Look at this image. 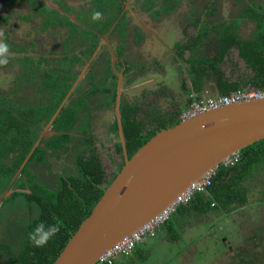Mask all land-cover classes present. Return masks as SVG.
<instances>
[{
	"label": "flooded vegetation",
	"instance_id": "af4514ba",
	"mask_svg": "<svg viewBox=\"0 0 264 264\" xmlns=\"http://www.w3.org/2000/svg\"><path fill=\"white\" fill-rule=\"evenodd\" d=\"M249 9L253 18L244 15ZM95 12L102 17L93 19ZM260 18L264 0H0V40L9 45L8 63L0 64V197L9 194L0 202V264H17L25 240L46 219L42 212L49 221H65L62 209L81 185L71 179L81 176L78 153L88 157L94 150L101 160L102 181L95 172L86 180L95 189L106 188L125 164L124 147L118 150L120 75L121 114L123 104H139L138 118L153 129L156 113L188 103L192 67L217 54L224 30L235 24L240 37H254ZM38 140L43 151L34 158ZM253 223L252 249L238 239L241 231L234 242L225 237L233 243L227 251L238 253L233 264H264Z\"/></svg>",
	"mask_w": 264,
	"mask_h": 264
},
{
	"label": "water",
	"instance_id": "95a60500",
	"mask_svg": "<svg viewBox=\"0 0 264 264\" xmlns=\"http://www.w3.org/2000/svg\"><path fill=\"white\" fill-rule=\"evenodd\" d=\"M120 78L117 111L125 164L53 264H99L107 249L148 222L208 170L264 138V98L251 99L162 128L129 156L120 111ZM8 195L3 194L0 202Z\"/></svg>",
	"mask_w": 264,
	"mask_h": 264
},
{
	"label": "trees",
	"instance_id": "16d2710c",
	"mask_svg": "<svg viewBox=\"0 0 264 264\" xmlns=\"http://www.w3.org/2000/svg\"><path fill=\"white\" fill-rule=\"evenodd\" d=\"M251 13L252 9H249L244 15L247 18H253L254 15ZM260 21L259 32L250 39L239 36L237 25L229 26L224 30L225 36L223 41L219 43L217 54L204 56L203 59L198 61L197 65H193L191 88L192 91L197 92L198 97L206 90L207 78L214 80L216 94L230 93L235 89L245 88L249 83L257 88H264V22L262 18H260ZM84 30L87 33H92L88 29ZM233 46L239 49L240 56L247 63V69L238 76L237 80H232L222 67V64L226 62L225 55L227 52L229 53ZM183 86H185V83H183ZM189 102L190 98L182 109L172 114L156 113L153 116V121L156 123L153 129H147L145 121L138 118V112L141 110L139 104L136 106L128 103L123 104L122 122L129 156H132L158 130L180 122V113L189 105ZM51 115L52 112L49 117ZM68 116H71V113ZM65 137L61 134L58 138L65 139ZM49 141L50 139L46 143ZM30 148H27L26 153L29 152ZM118 150L123 151V145L120 143L118 144ZM42 151V146L36 148L33 154L34 158L42 154ZM76 160L79 167L78 172L81 176L72 175L71 179L80 180L81 185L77 187V192L72 190L71 202H67L62 209L63 214L66 215L64 217L65 221H49L48 211L42 212L41 219H46L38 222H44L46 225H57L59 231L42 247L34 246L31 238L26 239L25 242L27 243L17 260V264H53L81 222L90 214L104 193L105 188H101L100 185L95 189L86 184V180L90 179V173H96L95 177L98 183L102 181L104 175L103 165L94 150L88 154V157L82 155L81 152L78 153ZM78 192L81 195L79 198L75 196ZM78 200L79 207L76 209L75 205ZM250 203H264V138L241 150V158L236 164L229 167L221 166L208 190L197 194L190 202L180 206L161 228L166 230L172 239L177 240L180 238V230L187 227L189 221L216 215L227 216L233 210ZM176 223L180 224V230L177 229ZM31 226L33 228L34 224ZM137 251H141L139 246L136 247L134 253H137ZM116 260L113 264H119Z\"/></svg>",
	"mask_w": 264,
	"mask_h": 264
},
{
	"label": "rangeland",
	"instance_id": "374dc122",
	"mask_svg": "<svg viewBox=\"0 0 264 264\" xmlns=\"http://www.w3.org/2000/svg\"><path fill=\"white\" fill-rule=\"evenodd\" d=\"M223 15L229 17L226 11H224ZM170 36L171 35H167V41L170 40ZM235 51L236 50H234V57H236ZM147 73H149L148 64H145V71L143 75H146ZM175 87L176 90H178L177 83L175 84ZM137 91H139V89H137ZM143 95L148 96L150 95V92H147ZM160 101L163 104L167 103L166 99H161ZM254 204L255 205H252L251 207L249 206V208L247 207L244 210H240L241 215L237 216L236 220L232 218L227 220L226 215H220L221 217L214 216L211 221H215L216 223L212 228H210L211 223L208 221V217L196 219L195 221L205 222H202L203 225L198 224L196 227L188 228L186 230L187 235L188 233H192L194 235V237L190 238L187 242H185V237L187 236L185 232H181L180 238H178L175 242L170 239L163 241H156L153 238L147 239L146 241L138 244L141 251L140 254H136L134 256L133 263L215 264V258H213V255H215L216 253L215 250L227 249L226 246H228V243L225 242V237L228 236L234 242V238L236 237L234 236V233L238 234L241 231V234L250 235L246 227V231L242 228L245 221L248 224L254 221L253 228L256 224L255 228L257 229V234L259 235V246H261L264 250V206H257L256 203ZM219 223H222V226H216V224ZM176 227L178 230H180V224L178 225V223H176ZM165 234H168L167 231L165 232ZM190 257L192 260L190 259ZM217 264L223 263L221 262Z\"/></svg>",
	"mask_w": 264,
	"mask_h": 264
},
{
	"label": "built area",
	"instance_id": "2783aa9c",
	"mask_svg": "<svg viewBox=\"0 0 264 264\" xmlns=\"http://www.w3.org/2000/svg\"><path fill=\"white\" fill-rule=\"evenodd\" d=\"M264 88H257L249 83L245 88H238L230 93L211 95L208 92L198 97L196 92H191L189 105L180 113L181 121L187 120L212 109H217L225 105L239 103L251 99H263ZM241 158V151H237L227 156L219 165L208 170L201 178L191 183L173 202L163 208L148 222L141 225L129 235L113 244L100 257L99 264H113L118 257H129L139 243L153 238L157 235L161 227L178 210L180 206L190 202L197 194L205 192L212 185L213 179L221 166H232Z\"/></svg>",
	"mask_w": 264,
	"mask_h": 264
},
{
	"label": "crops",
	"instance_id": "0c3cea01",
	"mask_svg": "<svg viewBox=\"0 0 264 264\" xmlns=\"http://www.w3.org/2000/svg\"><path fill=\"white\" fill-rule=\"evenodd\" d=\"M244 38H251L250 36H248V37H244ZM235 53H236V57H234L233 59H229L226 63H225V70H226V72H227V74L228 75H230V77L232 78V80H237V78H238V76L239 75H241L246 69H247V63H246V61L240 56V51H239V49L237 48L236 49V51H235ZM240 56V57H239ZM238 57V58H237ZM192 80H190V82H191ZM206 90H204L202 93H201V95H203L204 93H206V92H208L209 94H211V95H218V94H216V85H215V83H214V80L212 79L211 80V78H207V81H206ZM192 92H194V91H192ZM257 204V206H260V205H262V206H264V203H256ZM252 205H255V204H247V205H244V206H242V207H240V208H238V209H235V210H233L230 214H228V215H233V216H235V218H237V216H240L241 214H240V210H244V209H246L247 207L249 208V206L251 207ZM227 215V216H228ZM217 216V215H216ZM220 216V215H219ZM221 217V216H220ZM214 217H209L208 218V221L211 223V226H210V228H212L214 225H215V221H211L212 219H213ZM234 220H236V219H234ZM244 221V220H243ZM202 222H205V221H189V225L187 226V227H185V228H182L181 230H180V233L182 232V233H184L185 232V234L187 235V232H186V230L188 229V228H192V227H196L198 224L199 225H203L202 224ZM239 222V221H238ZM218 225H220V226H222V223H219V224H216V226H218ZM255 226H256V224H255ZM247 228V231H248V233L250 234V235H245V234H241V235H243V237H239L238 235L240 234H236V233H234V235H236V237H239L238 239H242L243 241H245V240H248V241H250V243H247V247L249 248V249H252V247H253V243H252V240H251V235H252V233H251V227L248 225V223L245 221L244 222V226H242V228H243V230H245L246 231V228ZM211 230V229H210ZM240 230V229H239ZM159 233L157 234V236L156 237H153V239H155L156 241H163V240H168V239H170V240H172L173 242H175L176 240H174V239H172L168 234L166 235L165 234V232H166V230H163L162 228L158 231ZM212 232V231H211ZM213 233V232H212ZM167 236V237H166ZM192 237H194V235L192 234V233H188V235L185 237V242H187L190 238H192ZM151 239V238H150ZM225 242L226 243H228V245L229 244H233L232 243V241L230 240V241H228L227 239H225ZM186 248V247H185ZM216 251V253H215V255H213V258H215L214 260H215V264H217V263H223V264H231L229 261V259H231L232 260V264L234 263V262H236L237 263V258H235V256H237V251L235 250V251H227V249H219V250H215ZM248 252H250L249 250H247ZM251 253V252H250ZM136 254H140V251H137V253H134L133 252V254H132V256L131 257H118L117 258V260H116V262L117 263H119V264H134L133 263V259H134V256L136 255ZM186 254H188V253H186ZM218 254V255H217ZM184 255V254H183ZM190 259H191V257H190ZM192 260V259H191ZM235 263V264H236Z\"/></svg>",
	"mask_w": 264,
	"mask_h": 264
},
{
	"label": "clouds",
	"instance_id": "9594fccd",
	"mask_svg": "<svg viewBox=\"0 0 264 264\" xmlns=\"http://www.w3.org/2000/svg\"><path fill=\"white\" fill-rule=\"evenodd\" d=\"M101 17V12H95L93 14V19H99ZM8 53L9 45L6 42L0 40V64L8 63ZM58 231L59 227L57 225H46L44 222H41L37 225L34 233L31 236V240L34 246L42 247Z\"/></svg>",
	"mask_w": 264,
	"mask_h": 264
}]
</instances>
